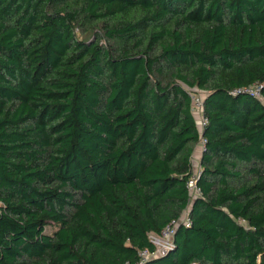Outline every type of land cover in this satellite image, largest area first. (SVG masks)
Returning a JSON list of instances; mask_svg holds the SVG:
<instances>
[{"label": "trees", "instance_id": "16d2710c", "mask_svg": "<svg viewBox=\"0 0 264 264\" xmlns=\"http://www.w3.org/2000/svg\"><path fill=\"white\" fill-rule=\"evenodd\" d=\"M0 264H264V0H0Z\"/></svg>", "mask_w": 264, "mask_h": 264}, {"label": "built area", "instance_id": "2783aa9c", "mask_svg": "<svg viewBox=\"0 0 264 264\" xmlns=\"http://www.w3.org/2000/svg\"><path fill=\"white\" fill-rule=\"evenodd\" d=\"M261 85H253L250 88H245L244 91L251 92L255 96L261 98ZM191 96H192V112L196 118L198 127L200 132L203 131V128L205 124L207 123V118L204 114V99L206 94H202L198 91L191 90ZM204 143L205 141L202 139L201 144L203 146L204 150ZM198 162V158L196 159L194 157V164L195 162ZM199 163V162H198ZM194 175L192 179L189 182V189L191 190L193 196L199 195L200 194V189L197 187L196 184V177L200 175L201 173V168L199 165V168H194ZM184 221L187 225L191 224L190 219L188 218L187 213L184 215V217L179 220H173L171 224H169L160 234H154L152 233L150 235L152 242L156 245L157 250L155 252H149L148 250H143L140 252L141 257L143 260L147 259L148 257L152 255H164L166 254L173 246V238L175 234V229L180 221Z\"/></svg>", "mask_w": 264, "mask_h": 264}, {"label": "crops", "instance_id": "0c3cea01", "mask_svg": "<svg viewBox=\"0 0 264 264\" xmlns=\"http://www.w3.org/2000/svg\"><path fill=\"white\" fill-rule=\"evenodd\" d=\"M202 153H203V146L200 143V144L196 145V147H195L194 157L196 159L198 158V160L200 161V158L202 156Z\"/></svg>", "mask_w": 264, "mask_h": 264}, {"label": "rangeland", "instance_id": "374dc122", "mask_svg": "<svg viewBox=\"0 0 264 264\" xmlns=\"http://www.w3.org/2000/svg\"><path fill=\"white\" fill-rule=\"evenodd\" d=\"M195 91H198V92H200V93H202V94H206V92L205 91H203V90H198V89H194ZM199 162V161H198ZM197 161L195 162V167L196 168H199V163H198Z\"/></svg>", "mask_w": 264, "mask_h": 264}]
</instances>
